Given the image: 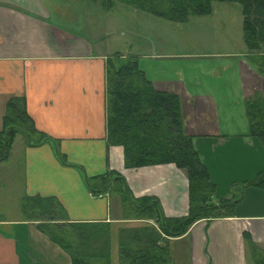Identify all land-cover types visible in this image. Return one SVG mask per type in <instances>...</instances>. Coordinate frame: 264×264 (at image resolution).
Wrapping results in <instances>:
<instances>
[{
    "label": "crops",
    "instance_id": "0c3cea01",
    "mask_svg": "<svg viewBox=\"0 0 264 264\" xmlns=\"http://www.w3.org/2000/svg\"><path fill=\"white\" fill-rule=\"evenodd\" d=\"M50 3L0 0V131L8 103L14 101L25 109L36 131L57 141L68 163L60 162L51 144L32 146L21 132L14 136L3 161L12 158L21 168V195L14 209L0 199V264H71L68 255L25 218L21 202L26 197L57 199L73 223L113 228L127 222L118 196L92 195L84 176L118 174L134 198H156L167 218L184 217L189 209L184 171L174 164L125 168L122 147L107 145L106 68L114 56L108 47L93 43L94 35L91 44L77 38L72 33L76 17L52 13ZM65 4L68 1L56 3L60 9ZM223 56L238 60L237 80L225 76L234 62L211 66L199 95L191 88L197 83L193 79L150 80L156 90L179 98L184 131L215 186L214 202L224 197L234 201L238 188L231 190L233 185L264 172V147L248 135L249 125L241 121L239 111L225 112L229 102L239 101L246 115L248 100L264 99L259 58L264 52L248 53L245 48ZM233 204L231 215L200 220L170 241L176 264H250L244 233L264 252V189L244 187Z\"/></svg>",
    "mask_w": 264,
    "mask_h": 264
},
{
    "label": "trees",
    "instance_id": "16d2710c",
    "mask_svg": "<svg viewBox=\"0 0 264 264\" xmlns=\"http://www.w3.org/2000/svg\"><path fill=\"white\" fill-rule=\"evenodd\" d=\"M113 1L174 23H183L190 16L210 14L214 1L237 3L242 6L246 50L257 53L264 48V0H100L105 9ZM261 63L264 65V58ZM105 94L107 145L122 147L125 168L174 164L184 171L189 194L187 215L165 217L156 198H134L125 180L113 172L92 178L84 176L86 187L94 196L106 193L118 196L124 220L140 223L137 226L112 228L110 225L73 223L53 197L24 198L22 213L69 256L71 264H113L110 254L113 232L117 233V264H176L170 241L184 236L200 220L231 215L232 197L212 201L215 186L193 148L192 137L184 131L179 98L173 93L156 90L153 82L138 68L135 58L115 55L108 60ZM7 107L0 131V161L6 159L14 136L21 132L32 146L51 144L55 156L63 165H68L59 152L57 141L36 131L22 106L10 101ZM246 117L248 135L264 147V99L248 100ZM244 187L264 189V172L250 181L233 185L231 190L238 188L241 195ZM243 239L250 262L264 264V252L247 233Z\"/></svg>",
    "mask_w": 264,
    "mask_h": 264
},
{
    "label": "rangeland",
    "instance_id": "374dc122",
    "mask_svg": "<svg viewBox=\"0 0 264 264\" xmlns=\"http://www.w3.org/2000/svg\"><path fill=\"white\" fill-rule=\"evenodd\" d=\"M49 1L51 3L47 5V9L52 13H70V16L76 17L77 20L74 21L76 26L72 29V33L77 38L91 44V37L94 35L96 39L93 43L98 44L100 49L108 47L113 56L135 58L139 69L144 71L149 80L178 77L193 79L197 83L191 88L199 95L204 89L203 84L210 79V76L206 75L209 68L230 65L232 62L235 63L234 67L225 76L233 81L237 80L235 66L238 65V60L223 55L232 56L245 52L240 4L214 1L210 14L190 16L183 23H174L140 12L120 1H113L108 9L101 5L100 0H65L68 4L61 5V9L60 5H56L60 0ZM263 52L264 48L259 51V53ZM263 58L260 56V60ZM229 104L231 106L225 108L226 114L239 111L244 118H241V121L244 120L248 125L243 102H229ZM21 171L12 158L0 161V183L4 189V191L0 190V199L9 201L12 206L8 208L11 209H14L15 200L21 195ZM10 186L14 188L10 190ZM240 196L238 194L233 202L236 203ZM228 198L224 197L220 200ZM114 203H116L115 199ZM138 224L140 223L136 221H128L115 224L113 228L132 227ZM113 238L111 250L112 255L116 257L113 264H117L116 232H113Z\"/></svg>",
    "mask_w": 264,
    "mask_h": 264
},
{
    "label": "water",
    "instance_id": "95a60500",
    "mask_svg": "<svg viewBox=\"0 0 264 264\" xmlns=\"http://www.w3.org/2000/svg\"><path fill=\"white\" fill-rule=\"evenodd\" d=\"M117 179V178H116Z\"/></svg>",
    "mask_w": 264,
    "mask_h": 264
}]
</instances>
